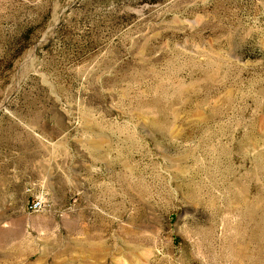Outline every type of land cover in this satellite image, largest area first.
I'll return each mask as SVG.
<instances>
[{"label":"rangeland","instance_id":"obj_1","mask_svg":"<svg viewBox=\"0 0 264 264\" xmlns=\"http://www.w3.org/2000/svg\"><path fill=\"white\" fill-rule=\"evenodd\" d=\"M0 264H264V0H0Z\"/></svg>","mask_w":264,"mask_h":264},{"label":"built area","instance_id":"obj_2","mask_svg":"<svg viewBox=\"0 0 264 264\" xmlns=\"http://www.w3.org/2000/svg\"><path fill=\"white\" fill-rule=\"evenodd\" d=\"M42 207V199L39 197H36L34 199H32L31 201V209L33 211H38L39 209H41Z\"/></svg>","mask_w":264,"mask_h":264},{"label":"bare ground","instance_id":"obj_3","mask_svg":"<svg viewBox=\"0 0 264 264\" xmlns=\"http://www.w3.org/2000/svg\"><path fill=\"white\" fill-rule=\"evenodd\" d=\"M236 194H237V193H236ZM238 194H239V193H238ZM240 196H242V195H240ZM233 197H235V196H233ZM238 197H239V196H238ZM243 197H244V195H243ZM238 199H239V198H238ZM240 200H241V199H240ZM237 201H238V200H237ZM242 204H244V202H243ZM242 204H241V205H242ZM246 205H247V204H246ZM246 209H247V208H246ZM250 209H251V207H250ZM241 211H242V210H241ZM246 211H247V210H246ZM244 212H245V211H244ZM250 212H251V211H250ZM245 214H246V213H245ZM250 215H251V214H250ZM239 252H240V251H239ZM239 252H238V253H239ZM246 252H247V251H246ZM241 253H242V252H241ZM239 254H240V253H239Z\"/></svg>","mask_w":264,"mask_h":264}]
</instances>
